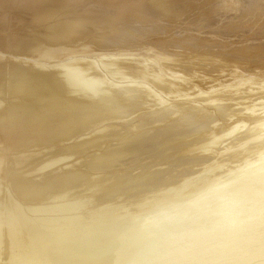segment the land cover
Instances as JSON below:
<instances>
[{
    "label": "bare ground",
    "instance_id": "bare-ground-1",
    "mask_svg": "<svg viewBox=\"0 0 264 264\" xmlns=\"http://www.w3.org/2000/svg\"><path fill=\"white\" fill-rule=\"evenodd\" d=\"M151 6H154L157 10H153ZM0 13H3V18L2 16L0 18L4 20V22H1L3 28L0 29V120L2 123H0V129H2L3 125L13 135L17 131L18 133L30 132L31 136L34 135L32 136L34 138H29L31 137L29 136L28 140L25 139L26 141L17 144L16 147L30 144L31 147L37 146L38 148L44 143L42 140L49 136V134L48 136L46 135L49 132L51 135L60 133L61 137L65 136L67 138L66 134H72L75 131L72 127L67 130L63 124L64 121L61 123V119L64 120V116H69V118L75 116L76 123H85L87 126L86 120L77 117V114L81 113L80 110L84 106L90 107L98 101L109 103V107L113 105V102H120L117 108L115 105L112 106H115L116 113L113 114V112V115L110 113L113 117H111V121L132 119L133 117L129 113H131V110L132 112L134 111V105H131L133 102L138 103V99L153 103L160 99V95L173 97L178 95L177 92L180 87L177 89L176 84L180 81L169 78L163 79L161 77L163 71L179 69L186 72L187 68H195L208 70V74L212 76L215 71L209 72V70H250L251 73L253 72L252 70H261L258 74L264 77V69H261L262 64L259 63L261 58L264 59V0H0ZM8 14L10 16L12 14V16L10 17ZM181 21L185 25L187 24L184 27L185 29L181 26V29L183 28L182 34L187 33V35H182L179 31L180 33H173V36L168 38L171 36L169 33L173 32L179 26L178 23L181 24ZM141 26L145 27V29H141ZM5 35L9 40H6ZM232 37H238L240 40L254 39L256 45L251 47L252 45H246L243 41L237 44L225 43L226 40ZM142 44L144 51L141 49ZM137 46H140L141 51H138L143 52V54L140 53V55L136 51L138 54L135 55V52L132 51L134 56L127 55V51L133 50V47L138 48ZM111 47L113 49H109ZM145 49H147V54H145ZM93 50H98L99 52H94ZM123 51L127 52L126 56L123 58L119 57L120 54L118 53ZM11 56H16L17 58L21 56L23 57L21 60H29L27 62L22 61V66L20 60L18 61L16 57V59H11ZM99 56H103L102 70H98L97 66H94L95 63L93 62L94 64H92L87 59V57L96 58ZM116 56L118 57L115 58ZM30 58L35 63L41 60V63L42 61H47L48 64L59 60V66L50 64L49 67H45L44 65L46 64H42L41 67V63L38 62L41 68L38 67L40 70L37 71L35 70L37 65H34ZM248 59L253 61H247ZM25 63H28V65L24 66L26 65ZM147 64H154V66L158 67V70L150 69L151 66ZM4 66L9 67L5 68ZM202 74L206 75L205 72H202ZM215 74L221 75L218 72H215ZM39 75L41 76L38 78L37 76ZM197 75L199 76V73ZM185 77L190 79V82L198 85H205L209 82L206 79L198 82L193 77ZM25 79L26 81L24 82ZM120 82L122 83L121 87L119 86ZM123 84L124 87H122ZM241 84L238 85L240 89L243 86ZM206 86L209 88V85ZM129 89L131 90L130 92H128ZM246 89L248 88L246 87ZM191 91L194 90L192 89ZM221 94L218 93L215 96L217 101L221 99ZM17 95L21 97L16 100L15 97ZM35 100L39 104L35 103ZM124 100H126L125 103L121 105ZM144 101L139 102L145 105L147 102L144 104ZM58 102H63L65 106L60 105V103L57 106ZM69 102L71 104L77 102L79 105L77 107L74 105V107H67L66 105ZM102 104H100V107H104ZM37 105H46V108L39 110ZM154 105L150 104L155 109ZM213 105L223 115L237 112L230 111V107L226 105H216V103ZM146 106L149 107L148 105ZM181 106L179 107L181 108ZM147 107H144L146 111L149 108L152 109V107ZM144 108H142V111ZM6 111L7 115L4 118H6L5 120L8 118L5 123L7 126L2 121L4 118H1L4 112L6 114ZM106 111L108 112L107 109ZM8 113L9 117H7ZM145 113H141V115ZM150 115H152V112ZM36 116L40 118H36ZM103 116L105 117V115ZM135 117L137 116H134L133 119H136ZM155 117L153 119L158 121ZM168 117L170 119V115ZM163 118L161 116V120L159 119L162 123L165 122ZM104 120L103 124L109 119ZM154 120H151L150 123L148 120V125H157ZM90 121L92 120L90 119ZM123 121L125 122V120ZM50 122H53V126ZM95 122L98 123L97 120ZM128 122H126V125H128ZM160 122L158 121L159 124H161ZM262 122L264 123V121ZM140 123L142 122L140 121ZM70 125L68 124V126ZM146 125L147 123L138 124L137 128L141 131ZM203 125L193 129L194 131L185 138L183 135L184 139L180 138L181 140H177L176 137L169 135L167 139L164 138L162 140L161 144L157 143L158 145H154V147L153 144H156V139L153 137V139L147 140L148 136H150L147 130L146 133L137 131L140 134L136 136H131V134H134L135 129L133 133L129 130V134L125 132V139V136H122L124 134L123 126L124 129L126 128L125 125H121L122 129L121 127L110 126L109 128L113 127L115 129L109 130L108 133L105 127H100L95 133L93 132L90 136L84 137L80 141L87 142L89 139H96L100 135L104 137L105 134H109L112 137L116 135L114 138L118 140L123 139V141L120 140L122 142L121 145H115L117 142L114 141L118 140L110 142L112 145H109L106 139L101 136L105 140L100 139V141L93 142L91 143L92 145L88 146L92 150L93 148H99V152L97 150V153H93L91 150L93 154L88 152L90 153L89 157L87 156L88 159L81 158L82 160H77L75 164L73 159L72 164L67 167L66 171H57L49 174L48 171L50 169L52 170L63 162H68L67 160L76 156L77 152L69 150L71 152L67 155L62 152L63 150L60 149L59 145L61 144L63 147L66 144L65 138L58 140L64 141L63 145L62 142L58 145L60 148L51 149L59 150L60 152L57 151V155L53 154V152L47 153L53 154L50 158L49 155L47 158L42 156H45L46 150L37 151V155L32 151L36 157H32V154L30 157L35 158V161L33 159V162H29V159H23V161L26 160L27 163L28 160V163H34L35 167L30 170L29 167L32 164L29 167L27 166L28 169L23 170L24 173L26 170H30L29 172L27 171L29 175L33 171L38 174L41 172V178L39 180H33V178L29 182H22L24 180L21 181L18 178L21 183H17L16 181H20L15 179L14 175L16 173L12 174L15 180L10 178L12 180L11 184L17 183L15 190L19 194V196L15 197H20L18 199L15 198V200L20 199L24 202H11L13 205H10L8 201V203L4 204L5 200L2 201L0 199L2 206L7 205V207L4 206L5 208L0 206V209L5 210H0V214L4 213L8 216V218L5 217L7 223L4 222L2 224L0 215V264H122L128 258L129 253L139 247V241L132 231V222L137 217L159 208L170 200L175 195L174 190L178 186L186 185V182L192 180L203 183L210 179L209 174L204 175L202 171L204 169L203 165L208 161L209 157L201 156L195 151L198 145L207 142L212 135L208 126ZM82 127H80V130L84 129L86 132L85 129L87 128H84V125ZM53 128L56 130H52ZM160 130L164 129L160 128ZM124 131H128V129ZM177 133L180 134V132ZM258 133L260 131L234 140V142L238 143L236 146H239L234 159H239L243 152L258 151L260 153L264 151V141L261 142L263 139L260 141V139L253 137ZM161 134L162 132H160ZM163 134L165 136L166 133ZM154 135L157 134L155 133ZM73 137L75 138L76 136ZM177 137L179 138V136ZM3 138L0 135V148L1 145L4 147L3 141H5V138ZM50 140L49 143L51 142ZM41 141L42 143H40ZM73 144H76V142ZM105 146H107L106 149L100 153V147L103 148ZM16 147L13 146V148ZM13 148H10V151ZM24 148L23 150L21 148L22 152L25 151L26 148ZM17 149L21 151L19 148ZM80 149L83 150V148ZM237 149L235 147V151ZM16 152L18 151L16 150ZM16 152H12L13 155ZM47 152L51 151L48 150ZM231 152L234 153V150ZM88 153L86 152V154ZM23 155L20 156L22 157ZM11 158L13 161L18 159ZM11 158L7 160L5 158L4 160L3 155L2 157L0 156V172L3 173L5 171V168L2 171L4 162L6 164ZM20 161L21 165L24 164L23 167L26 168V163H23L22 160ZM86 162H88L87 164L90 163V165H87ZM10 163L8 162V164ZM12 164L14 163L12 162ZM15 164L13 166H16ZM63 164L65 165V163ZM17 167L21 168L20 166ZM165 167H167L168 171L172 169V173L163 171L164 169L162 168ZM17 170L19 169L17 168ZM44 171L46 175H42ZM173 172H176L175 176L172 175L174 174ZM24 173L22 172V174ZM24 175L27 174L25 173ZM36 176L38 177V175ZM179 178L180 181L176 184ZM8 183L10 184V181ZM187 186L189 190H192L190 185ZM70 194H73L71 195L73 198L71 201ZM67 196H69L68 201ZM213 211V214H210L204 210L202 218L199 220L201 222L199 225L189 222L177 225L167 233V235L169 234L167 238L159 242H166L176 248H184L195 245L193 240H195L196 244L199 243L198 237H200L201 241L205 240L203 245L201 244L204 247L224 248L231 246L219 240L218 234L221 233V228L215 226L219 224L220 220L225 219L226 214H221L217 210ZM26 213L40 214V216L49 213L57 216L55 215L56 218L47 216L49 219H42L44 220L43 224L37 227L26 220L24 217H27ZM207 219L212 224V227L214 226V229L209 231L206 237V234L203 235V233L208 232L210 228H204L205 224L208 226L209 223L203 222ZM190 225L197 226L194 228ZM231 229L237 230L236 227ZM234 233L230 236L232 241ZM197 234L199 236H196ZM50 235H52V239L51 237L49 239ZM71 259L74 262L71 263Z\"/></svg>",
    "mask_w": 264,
    "mask_h": 264
},
{
    "label": "rangeland",
    "instance_id": "rangeland-1",
    "mask_svg": "<svg viewBox=\"0 0 264 264\" xmlns=\"http://www.w3.org/2000/svg\"><path fill=\"white\" fill-rule=\"evenodd\" d=\"M182 1H186V0H182ZM151 8L153 9V10H157L154 6H151ZM1 15H0V17L2 16V14L3 13H0ZM8 16H10L9 14H8ZM11 16H12V14H11ZM10 16V17H11ZM2 18H3V16H2ZM8 18V17H7ZM6 18V19H7ZM3 19H1L0 18V29H2L3 28V26L1 25L2 23L1 22H4V20L2 21ZM180 27H179V26ZM178 25H176V26H178L175 30H173V32H171V33H169V34H171V36L170 37H168V38H171L172 36H173V33H176V32H178V33H180V34H182V31H183V28L184 27H186V25H185V23H183L182 21H181V24L180 23H178ZM2 26V27H1ZM181 26L183 27L182 29H181ZM141 29H145V27H142L141 26ZM185 29V28H184ZM177 30V31H176ZM180 31V32H179ZM1 32V31H0ZM197 33H198V31H197ZM196 33V35H198ZM168 34V35H169ZM185 36L187 35V33H183ZM182 34V35H183ZM0 36H1V33H0ZM7 36H10V35H7ZM5 37H6V35H5ZM235 37H232V38H230V39H228V40H226L225 41V43H227V44H234V43H239L240 41H243L246 45H252L251 47H253V46H255L256 45V42H254V39H251V40H247V39H239L238 37H236L235 39H234ZM4 40V39H3ZM6 40H9L8 39V37H6ZM247 41V42H246ZM252 41V42H251ZM138 48H135V47H133V50H129V49H126V50H129V51H123V52H120V53H118V54H120V56L119 57H124V56H126V53H127V55H133L134 53H132V51L133 52H135V55L136 54H143V52H140L141 51V49H142V47H144L143 46V44H142V46H141V49H140V46H137ZM93 49V48H92ZM99 49V48H98ZM109 49H113V47H111V48H109ZM131 49V48H130ZM163 49V48H162ZM208 49V48H207ZM138 50H140V51H138ZM147 49H145V54H147L146 51ZM94 52H99L98 50L96 51V50H93ZM138 53H137V52ZM142 51H144L143 49H142ZM164 51V50H163ZM131 52V53H130ZM140 54V55H141ZM90 56H91V53H90ZM134 56V55H133ZM13 56H11V59H14L16 56H14L13 58H12ZM105 57V56H104ZM109 57V56H108ZM118 56H116L115 58H117ZM17 58V57H16ZM15 58V59H16ZM23 57H21V56H19L18 58H17V60L19 61H21V65L23 66V62H27L29 59H27L26 60V58H25V60L26 61H24V60H21ZM103 56H99V57H96V58H91V57H87V59H89L88 61L90 62L91 61V63L92 64H94V66L96 67L97 66V69L98 70H102V68H103V65H102V61H103ZM105 58H107V57H105ZM142 59V58H141ZM30 60H31V58H30ZM96 60V61H95ZM261 61H259V63L260 64H262V68L261 69H264V59L263 58H261L260 59ZM7 61H9L8 59H7ZM23 61V62H22ZM31 61H33L32 63H34V65H37L36 67L37 68H35V70H37V71H39L40 69H38V67L39 68H41L42 67V64L44 65V64H46V65H44L45 67H49L50 66V64H52V66H59V60H57V61H51L52 63H50V64H48L47 63V61H42V63H41V60L39 61H36V63H35V61L34 60H31ZM247 61H250V62H252L253 60L252 59H248ZM38 62H40L41 63V67L39 66L40 65V63H38ZM94 62V63H93ZM249 62V63H250ZM98 63V64H97ZM26 65H24V66H27L28 65V63H25ZM39 64V65H38ZM100 64V65H99ZM8 65H9V63H8ZM101 65H102V67H101ZM148 66H151L150 67V69H152V70H158L157 68L158 67H156V66H154V64H147ZM5 68L7 67H9V66H4ZM16 67H18V66H16ZM57 68H60V67H57ZM156 68V69H155ZM18 69V68H17ZM19 70V69H18ZM106 70V69H105ZM195 71V72H193V71ZM17 71V70H16ZM103 71H104V69H103ZM184 71V72H183ZM191 71V72H190ZM218 72V73H220L221 75H219V74H215V72ZM245 71V72H244ZM250 70H233V71H224V70H209V72H214V74L212 73V76L211 75H209L208 74V70H199V69H195V68H187V70H186V72H185V70H179V69H177V70H171V71H169V70H167V71H163V74H162V78L163 79H174V80H176V81H180V82H177V84H176V86H177V89H178V95H176V96H165V95H160V99H158V101L157 102H147V101H144V100H139L138 99V103H135V102H133V104L131 105V106H133V112H132V110H131V113H129V115L131 116V117H133L134 118V116H137V117H140V118H137V117H135L136 119H133V121H132V119L130 118H127V119H123V120H125V122L123 121V120H121V121H119V120H117L116 122H114L113 120L111 121L110 119H111V117H112V115L113 114H115L116 113V109L114 108L115 106H116V108H117V105H119L120 104V102L119 101H117V102H113L112 104L113 105H115L114 107H112L113 105H111L110 107L108 106V104L109 103H104V102H100V101H98V102H96L95 104H92L89 108L87 107V106H82L83 108V110L81 109L80 110V114H77L78 116L77 117H79V118H82V119H85L86 120V124H87V126H89V127H87L86 125H85V123H76L75 121V116L73 117H71V118H69V116H64L63 117V119L64 120H62L61 119V123H63L62 121H64V125H65V128L67 129V130H70V127H72V129L75 131V133H69V134H66V137L67 138H65V136H60L59 134L60 133H53V134H56V135H51V133L49 132V133H46V135L48 136V134H49V136L48 137H46V139H48V140H46V139H44V140H42V141H44V143H42V141L40 142V143H42V146L40 145V147H38L37 148V146H33V147H31L30 146V144L29 145H26V144H23L22 146H20V147H16L17 146V144H19V143H21V142H24V141H26L25 139H27L29 136H31L30 134V132H19L18 133V131L16 132V134L18 135V137H16L17 135L14 133V135L12 134V132L11 131H9L8 129H6V127L5 126H3L2 125V129H0V135H1V137L3 138H5V141H3V145H4V147L1 145V148H0V156L2 157V155H3V158H4V160H5V158H6V160L9 158H11V157H13V158H18L17 160L16 159H14L15 161H16V164H15V161H13V159L11 158V160H9V161H7V163L5 164V162H4V166H3V168H2V171H3V169L5 168V171H3V173L2 172H0V188H1V190H0V199L2 200V201H4V204H6V203H8L9 202V204L10 205H13V203H11V202H22L23 200H15V198H20V197H15V196H19V194L16 192V187H15V185L17 184V183H21V181L22 180H24V181H22V182H29V181H31V179H33V180H39L40 178H41V172L38 174V173H35L34 171L32 172V174L30 173V175H29V173H27V171L29 172L30 170H31V168H34L35 167V165H34V163H28V160H27V163H26V160H24L23 161V159H29V162L31 161V162H33V161H35V158H31L30 156H32V157H36V153H37V151H39V152H42V151H40V150H43V151H45L46 150V154H45V156L44 155H42L44 158H47L48 157V155H49V158L53 155V154H55V155H57L58 154V152L57 151H59V150H51V149H53V148H60V149H62L63 151V153H65V155H67V154H70V152L71 151H69V150H72V152L73 151H76L77 152V154H76V156H74V157H72V159H69V160H67L68 162H63V163H65V165L63 164V163H61V164H59V165H57V166H55V168H53L52 170L50 169L49 171H48V174L49 173H54V172H57V171H66L67 170V167H69V165H71L72 164V161H73V159H74V164L76 163V161L78 160H80L81 158H87V156L89 157V154L93 151V153H97L96 151L99 149H94L93 148V150H92V148H88V146H90V145H92L91 143H96V142H98V141H100V139H103V138H105L106 139V142H108L109 143V145H112L110 142H112V141H114V140H118L117 138H114L116 135H114V137H112V136H110L109 134H105L104 135V137L102 136V135H100V136H98V137H101V138H98V137H96V139L95 138H92V139H89V140H87V142H85V141H80V140H82V138H84V137H87V136H90L93 132L95 133L96 132V130H98L100 127H105V129L107 130L106 132L108 133L109 132V130H113V129H115V128H120L121 127V129H122V126L121 125H125V127L128 129V131H124V130H127L126 128L124 129V126H123V133L124 134H122V136H125V139H126V134H125V132L126 133H128L129 134V130H130V132L131 133H133V131H134V129H135V131H134V134H131V136H136V135H139L140 133H146L147 131H148V133H150V136H148V138H147V140L148 139H153V137L156 139V144H153V147H154V145H158V144H161V142H162V140L165 138V139H167V137H169V135H171V136H174V137H176L177 138V140L178 139H182L183 138V135H184V138L186 137V136H188V135H190V133H192L194 130L193 129H195V128H197V127H199V126H202L203 124V126H208V128H209V132L212 134L211 135V137H213V136H216V137H219V136H224L230 129H231V127L233 126V125H236V124H243V125H247V128L244 130V132H242V133H240L238 136H236V137H228L227 139H226V141H225V143H227L228 145H229V147L230 148H232L233 150H234V153L233 152H230L228 155H227V157L225 158V160H224V163H225V165H226V167H225V169H224V171L223 172H221V171H212V172H210V173H208L209 174V178L211 179V178H213L214 177V175L215 176H222V175H224V172H226V171H228V170H230V169H234V168H236V167H239V166H241L242 164H243V162H245L246 160H250V159H256V158H258V151H249V152H243L242 153V155H240V157H239V159H234V155L238 152V149L237 148H239V146H236V145H238V143H236V142H234V140H238L241 136H244V135H246V136H250L249 134H254V132H257V131H260L259 130V128L257 127V125H260L261 123H263L262 121H264L263 119H264V77H261V76H259V74H258V72L259 71H261V70H259V71H255V70H252L253 72L251 73V71L249 72ZM264 71V70H263ZM199 73V76L197 75L198 73ZM202 72L204 73H206V75L205 74H202ZM172 75V76H171ZM193 75V76H192ZM41 75H39V76H37L38 78L40 77ZM164 76V77H163ZM167 76V77H166ZM185 76H188V77H193V78H195L196 79V81H200V80H203V79H206L207 81H209L208 83H206L205 85H198V84H196V83H193V82H190V79H188L187 77H185ZM206 76V77H205ZM184 77V78H183ZM209 77V78H208ZM230 77V78H229ZM239 77V78H238ZM182 78V79H181ZM202 78V79H201ZM233 78V79H232ZM26 79H28V78H26ZM26 79L24 80V82L26 81ZM180 79V80H179ZM211 79H213V80H211ZM226 79V80H225ZM231 79V80H230ZM63 80L65 81V79L63 78ZM185 80V81H184ZM29 81H30V79H29ZM28 80H27V82H29ZM217 81H218V83H217ZM263 81V82H262ZM26 82V83H27ZM184 82V83H183ZM224 82V83H223ZM225 82H226V84H225ZM238 82H240V83H238ZM220 83V84H219ZM242 83V84H241ZM251 83V84H250ZM117 84V83H116ZM120 85V87H121V82L119 83ZM137 84V83H136ZM219 84V85H218ZM231 84V85H230ZM239 84H241V85H243L242 86V89H240V87L238 86ZM184 85H185V87H184ZM206 85H209V88H208V86H206ZM261 85V86H260ZM136 86H138V85H136ZM188 86H189V88H188ZM193 86V87H192ZM203 86H204V88H203ZM263 86V87H262ZM122 87H124V84L122 85ZM140 87V86H139ZM206 87V88H205ZM221 87V88H220ZM229 87V88H228ZM244 87V88H243ZM248 88V89H246L245 90V88ZM184 88V89H183ZM186 88H188V89H186ZM208 88V89H207ZM216 88V89H215ZM234 88V89H233ZM239 88V89H238ZM194 90V91H191V90ZM196 89V90H195ZM203 89V90H202ZM209 89H212V90H209ZM208 90V91H207ZM131 90L129 89L128 90V92H130ZM185 91V92H184ZM139 92V91H138ZM198 92V93H197ZM211 92V93H210ZM140 93V92H139ZM185 93V94H184ZM221 94L222 96H221V99L219 100V101H217L216 99H215V96L217 95V94ZM140 94H142V93H140ZM187 95V96H186ZM191 95V96H190ZM210 95V96H209ZM19 96V97H18ZM21 96L20 95H17L16 97H15V99L17 100V98L19 99ZM198 97V98H197ZM212 97H213V100H212ZM178 98V99H177ZM260 100H259V99ZM25 99H28V98H25ZM192 99V100H191ZM202 101H201V100ZM204 99V100H203ZM125 101L126 100H124V101H122L121 102V105L123 104V103H125ZM142 102V101H144L143 103L145 104L146 102V104L145 105H143V104H140V102ZM214 101V102H213ZM242 101V102H241ZM259 101V102H258ZM25 102H27V101H25ZM99 102H100V104H102V106H106V108H104V107H100L101 105L99 104ZM218 102V103H217ZM238 102V103H237ZM260 102H262V103H260ZM35 103H37L36 102V100H35ZM59 103L60 102H58L56 105L58 106L59 105ZM94 103V102H93ZM117 103V104H116ZM153 106L154 105V103H155V109H154V107H152V106H150V104ZM214 103H216V105L217 104H222V105H226L227 107H230L229 108V110L230 111H232V112H236V113H227V114H222V113H220L219 111H217L216 110V107L213 105L212 106V104H214ZM259 103V104H258ZM37 104H39V103H37ZM136 104H138L137 106H136ZM159 104V105H158ZM181 104H182V106H181ZM242 104V105H241ZM60 105H62V106H65V104H63V102L62 103H60ZM78 106L79 105V103H77V102H74L73 104H71L70 102L68 103V105H66L67 107H74V106ZM143 105V106H142ZM146 105H148L149 107H152V109L151 108H149V107H147ZM156 105H157V107H156ZM183 105H184V107H183ZM35 106V105H34ZM38 106V108H39V110H42V109H44V108H46V105H37ZM97 106V107H96ZM102 108L101 110H100V108ZM135 106H136V108H135ZM142 106V107H141ZM179 106H181V108L179 107ZM239 106V107H238ZM108 107V108H107ZM138 107H139V109H138ZM147 107V108H149V109H147V111H146V109L145 108ZM186 107V108H185ZM215 107V108H214ZM235 107V108H234ZM256 107V108H255ZM92 108V109H91ZM135 108V109H134ZM142 108H144L143 109V111H142ZM158 108V109H157ZM237 108V109H236ZM90 109V110H89ZM94 109V110H93ZM97 109V110H96ZM104 109H105V111H104ZM106 109L108 110V112L106 111ZM110 109H111V112H110ZM137 109V110H136ZM234 109V110H233ZM87 110V111H86ZM89 110V111H88ZM97 112H96V111ZM114 110V111H113ZM130 110V109H129ZM128 110V111H129ZM139 110V111H138ZM151 110V111H150ZM154 111V113H153V111ZM159 110V111H158ZM8 111V110H7ZM7 111H6V114H5V112H4V114H3V116L1 117V118H4V117H6V115H7ZM100 111V113H98ZM102 111L104 112L103 114H102ZM138 113H137V112ZM142 111V112H141ZM150 111V112H149ZM156 111H158V112H156ZM79 112V111H78ZM107 112V113H106ZM114 112V113H113ZM130 112V111H129ZM136 112V113H135ZM146 112V113H145ZM152 112V115H150L151 116V118H150V116H149V114ZM242 112V113H241ZM89 113V114H88ZM110 113L112 114V115H110ZM126 113V112H125ZM141 113H145V114H142L141 115ZM149 113V114H148ZM240 113V114H239ZM252 113V114H251ZM93 114V115H92ZM96 114H98L97 116H96ZM106 114H108L107 116H106ZM132 114V115H131ZM222 114V115H221ZM5 115V116H4ZM95 115V116H94ZM103 115H105V117L103 116ZM134 115V116H133ZM147 115V117H149V118H147V117H145ZM164 115H166V116H164ZM168 115H170V119H169V117H168ZM171 115H172V117H171ZM199 115V116H198ZM244 115V116H243ZM256 115V116H255ZM10 115H9V113H8V116L7 117H9ZM98 116H99V118H98ZM156 116V117H155ZM161 116H162V118H163V120H165V122H160V120H161ZM250 116V117H249ZM87 119H86V118ZM93 117V118H92ZM95 117L97 118L96 120L98 121V123L97 122H95L96 120H95ZM102 117H103V119H102ZM155 117V119H157L161 124H159L158 123V121H156V120H154L153 118ZM168 119H167V118ZM214 117V118H213ZM244 117V118H243ZM36 118H40V117H37L36 116ZM66 118V119H65ZM74 118V119H73ZM113 118V117H112ZM145 118V119H144ZM200 118V119H199ZM201 118H202V120H201ZM6 118H4V120H2V121H4L3 123L5 124L6 123V121L8 120V118H7V120H5ZM68 119V121H66ZM90 119L93 121H90ZM100 119H102V120H100ZM104 119H109V120H107L108 122H110V123H108L107 121H106V123H104L103 124V122H105V120ZM129 119V120H128ZM146 119H148L147 121L150 123V121L151 120H154V122H156L157 123V125L156 124H151V125H148L149 123L146 121ZM160 119V120H159ZM167 119V120H166ZM241 119V120H240ZM210 120V121H209ZM66 121V122H65ZM71 123H70V122ZM89 121V122H88ZM119 121V122H118ZM124 123H123V122ZM128 121H132V122H128ZM140 121L142 122V123H140ZM146 121V122H145ZM256 121V122H255ZM88 122V123H87ZM91 122V123H90ZM95 122V123H94ZM126 122H128L127 124L128 125H126ZM153 122V123H154ZM170 122V123H169ZM207 122V123H206ZM238 122V123H237ZM251 122V123H250ZM0 123H1V120H0ZM31 123V122H30ZM51 123V122H50ZM108 123V124H107ZM116 123V124H115ZM121 123H123V124H121ZM140 125V124H143V123H147V125H146V127H144V128H142L141 129V131H140V129L138 130V128H137V126H138V124ZM169 123V124H168ZM171 123H173V124H171ZM231 123V124H230ZM2 124V123H1ZM52 124V126H53V122L51 123ZM68 124H71L70 126H68ZM73 124H74V126H73ZM95 124V125H94ZM101 124V125H100ZM194 124V125H193ZM221 124V125H220ZM228 124V125H227ZM6 126H7V124H5ZM79 125V126H78ZM84 125V128L86 127L87 129H85L86 130V132L84 131V129H82V130H80L81 128L80 127H82ZM90 125H92V126H90ZM97 125V126H96ZM135 125V126H134ZM155 125V126H154ZM188 125V126H187ZM77 128H76V127ZM96 126V127H95ZM110 126H115V128H113V127H111V128H109ZM118 126V127H117ZM151 126V127H150ZM152 126H153V128H152ZM177 126V127H176ZM210 126V127H209ZM218 126V127H217ZM4 127V128H3ZM93 127H95V128H93ZM107 127V128H106ZM132 129H131V128ZM134 127V128H133ZM136 127V128H135ZM250 127H251V129H250ZM75 128V129H74ZM79 128V129H78ZM83 128V127H82ZM90 128V130H88ZM157 128H159V129H157ZM160 128L161 129H164V130H160ZM170 128V129H169ZM172 128V129H171ZM174 128V129H173ZM177 128V129H176ZM184 128V129H183ZM215 128H217V129H215ZM220 128V129H219ZM225 128V129H224ZM151 129V130H150ZM152 129H153V131H152ZM212 129V130H211ZM221 129H223V130H221ZM52 130H56V129H52ZM78 130V131H77ZM132 130V131H131ZM147 130V131H146ZM167 130V131H166ZM179 130V131H178ZM183 130V131H182ZM2 131H4L3 133H2ZM28 131H29V129H28ZM80 131V133H78ZM91 131V132H90ZM140 132V133H138V132ZM156 131V132H155ZM162 132V137H161V135H160V132ZM171 131V132H170ZM188 131H190V132H188ZM157 134V135H154L155 133ZM167 132H168V134H167ZM171 134H170V133ZM175 132V133H174ZM177 132H180V134L179 133H177ZM183 132V133H182ZM216 132V133H215ZM218 132V133H217ZM21 133V134H20ZM65 133H67V132H65ZM78 135H77V134ZM163 133H166L165 134V136H164V134ZM174 133V134H173ZM185 133H189V134H185ZM8 134V135H7ZM10 134V135H9ZM21 136H20V135ZM74 134H76V135H74ZM152 134V135H151ZM173 134V135H172ZM215 134V135H214ZM3 135V136H2ZM12 135V136H11ZM40 135V134H39ZM58 135H59V137H60V139H58L59 137H58ZM69 135H71V136H69ZM84 135H86V136H84ZM106 135H108V136H110V137H108V136H106ZM27 136V137H26ZM32 136H34V135H32ZM29 137V138H34V137ZM51 136V137H50ZM54 136V137H53ZM57 136V137H56ZM73 136H76L75 138L73 137ZM177 136H179V138L177 137ZM181 136V137H180ZM10 137V138H9ZM44 137V138H45ZM50 137V138H49ZM69 137V138H68ZM108 137V138H107ZM162 139H161V138ZM239 137V138H238ZM254 138L256 137L257 139H260V141H261V139H263L261 142H263L264 141V138H261V135H260V133H258V134H256L255 136H253ZM3 138V139H4ZM8 138V139H7ZM19 138V139H18ZM53 138V139H52ZM64 139V141H65V145L63 146V147H65V148H63L62 146H61V142H62V145L64 144V141H58V140H63ZM72 139V141H71V139ZM113 140H112V139ZM183 138V139H184ZM12 139H14L15 140V142H14V140H12ZM22 139V140H21ZM51 139V140H50ZM70 140L69 142H66V141H68V140ZM105 139H103V140H105ZM146 139V138H145ZM157 139H161V140H157ZM180 139V140H181ZM28 140V139H27ZM49 140L51 141L50 143H49ZM52 140H53V142H52ZM56 140V141H55ZM78 140V141H77ZM97 140V141H96ZM111 140V141H110ZM120 140H122L123 141V139H119L118 141H114V142H117L115 145H121V143L122 142H120ZM10 141H11V143H10ZM48 141V142H47ZM89 141H90V144H89ZM145 141V140H144ZM158 141H160V142H158ZM230 141V142H229ZM58 142V143H57ZM76 142V144H77V142H78V144H77V146H76V144H73V143H75ZM79 142H81L80 144H79ZM119 142H120V144H119ZM6 143H7V145H6ZM9 143V144H8ZM47 143H48V145H47ZM52 143V144H51ZM158 143V144H157ZM12 144V145H11ZM46 144V145H45ZM56 144H57V146H56ZM71 144H73V145H71ZM88 144V145H87ZM11 145V146H10ZM82 145H83V147H82ZM85 145H87V146H85ZM149 145V144H148ZM151 145V144H150ZM7 146V147H6ZM10 146V147H9ZM13 146H15L16 148H13ZM27 146V147H26ZM71 146V147H70ZM75 146H76V148H75ZM79 146V147H78ZM114 146V145H113ZM3 147V148H2ZM23 147H25L24 149H25V151L24 152H22V150H23ZM30 147V148H29ZM36 147V148H35ZM52 147V148H51ZM85 147H87L86 149H84ZM106 147L107 146H105V147H103V148H101L100 147V153L101 152H103L105 149H106ZM151 147V146H150ZM235 147H236V149H237V151H235ZM6 148V149H5ZM10 148H13V150L12 151H10L11 149ZM17 148H19L20 150H21V148H22V150L21 151H19ZM27 148H29V149H27ZM32 148V149H31ZM44 148V149H43ZM68 148H70V149H68ZM72 148V149H71ZM76 150H75V149ZM80 148H83V150L82 149H80ZM111 148V147H110ZM74 149V150H73ZM78 149V150H77ZM7 150V151H6ZM9 150V151H8ZM15 150V151H14ZM16 150L18 151V152H16ZM51 151V152H47V151ZM64 150H65V152H64ZM79 150H81L80 152H79ZM89 150V151H88ZM92 150V151H91ZM103 150V151H102ZM4 151V152H3ZM5 151H6V153H5ZM32 151H34L35 152V156H34V153L32 152ZM55 151H56V153H55ZM83 151H85L84 153H83ZM12 152H16V154H14L13 155V153ZM22 152V153H21ZM30 152H32V153H30ZM53 152V154L51 155V154H47V153H52ZM60 152V151H59ZM67 152V153H66ZM69 152V153H68ZM86 152L88 153V152H90V153H88V154H86ZM98 152H99V150H98ZM5 153V154H4ZM7 153H8V155H7ZM11 153V154H10ZM18 153V154H17ZM20 153V154H19ZM26 153H27V155H26ZM81 153V154H80ZM83 153V154H82ZM93 153H91V154H93ZM10 154V155H9ZM23 154H25V155H23ZM32 154V155H31ZM80 154V155H79ZM4 155H5V157H4ZM7 155V156H6ZM12 155V156H11ZM20 155H23L22 157L20 156ZM29 155V156H28ZM63 155V154H62ZM81 155H83V156H81ZM10 156V157H9ZM26 156V157H25ZM39 156V155H38ZM64 156V155H63ZM85 156V157H84ZM8 157V158H7ZM78 157V158H77ZM22 158V159H21ZM32 159H33V161H32ZM88 159V158H87ZM209 159L211 160L212 158L211 157H209ZM208 159V161L206 162V163H204V165H203V168L205 169L207 166H208V164H209V162H210V160ZM20 160H22V162L24 163H26L25 164V166H26V168L25 167H23L24 166V164L23 165H21L22 163H21V161ZM71 160V161H70ZM82 160V159H81ZM16 165V166H13L14 164H12L11 165V163L12 162ZM243 161V162H242ZM8 162L10 163V164H8ZM20 162V163H19ZM242 162V163H241ZM18 163V164H17ZM69 163V164H68ZM88 162H86V164H87ZM208 163V164H207ZM30 164V165H29ZM234 164V165H233ZM237 164V165H236ZM241 164V165H240ZM7 165H8V167H7ZM32 165V166H31ZM87 165H90V163L89 164H87ZM239 165V166H238ZM9 166H11L10 168H9ZM17 166H20L21 168H19V167H17ZM29 166H31V167H29V169L30 170H26L25 171V173L27 174V175H24L25 173H24V170L25 169H28V167ZM61 166V167H60ZM204 166H206V167H204ZM14 167H16V168H14ZM23 167V168H22ZM87 167V166H86ZM17 168L19 169V170H17ZM57 168V169H56ZM7 169V170H6ZM9 169V170H8ZM24 169V170H23ZM162 169H164L163 171H165V172H171L172 173V169H169V171H168V169H167V167H165V168H162ZM19 171H21V172H19V175H18V172ZM9 171V172H8ZM6 174H5V173ZM8 172V173H7ZM14 172V173H13ZM22 172L24 173V174H22ZM17 175H16V174ZM22 175H21V174ZM174 173V172H173ZM5 174V175H4ZM7 174H9V176H7ZM16 177H14L13 175ZM35 174V175H34ZM149 174V173H148ZM175 174H176V172L174 173V174H172L173 176H175ZM180 174V173H179ZM36 175H38V177L36 176ZM42 175H46L45 174V171L44 172H42ZM165 175H166V173H165ZM4 176H6V177H4ZM23 176V177H22ZM33 176H36V177H33ZM146 176H147V174H146ZM178 176V175H177ZM142 177V176H141ZM148 177V176H147ZM182 177V176H181ZM9 179V181H10V184H11V181L12 180H19L20 182H18V181H16V182H14V184L12 185H10L8 182V179ZM12 180H11V179ZM13 178H15V179H13ZM19 178V179H18ZM25 178V179H24ZM30 178V179H29ZM175 178V177H174ZM27 179V180H26ZM99 181H101V180H99ZM180 181V178H179V180L176 182V184H178V182ZM13 183V182H12ZM4 186V187H3ZM10 186H11V188H10ZM14 186V187H13ZM14 189H13V188ZM12 190H14V191H12ZM16 195H15V194ZM71 195H73V194H70L69 196H70V198H72L71 197ZM69 196H67V201L69 200ZM11 197V198H10ZM14 200V201H13ZM71 200H73V198L72 199H70V201ZM8 201V202H7ZM24 202V201H23ZM72 203V202H71ZM14 204H17V203H14ZM3 204L2 203H0V206L1 207H3V208H5V207H7V205H4V206H2ZM18 205H20V204H18ZM21 208V207H20ZM0 210H2V209H0ZM21 210H23V209H21ZM2 211H5L4 209L2 210ZM205 211H208V213H210V214H213V210H207V209H205ZM23 212V211H22ZM1 215V221H2V224H4V222L5 223H7V221H6V218H8V216L7 215H5L4 213H1L0 214ZM25 215V214H24ZM26 215H27V217H28V219H27V217L26 216H24L25 218H26V220L29 222V223H31L33 226L35 225V226H40V225H42L43 224V222H44V220L45 219H49V218H51V217H53V218H56V214H49V213H47V214H43V215H41L40 216V214L39 215H37V214H27L26 213ZM56 215V216H55ZM44 216V217H43ZM49 218H48V217ZM6 217V218H5ZM46 217V218H45ZM38 218H39V220H38ZM52 218V219H53ZM3 219H4V221H3ZM33 219H34V221H33ZM42 219H44V220H42ZM198 222H200L199 220H197L194 224H201V222L200 223H198ZM38 223V224H37ZM189 223H192V222H189ZM203 223H209V220L207 219L206 221H204ZM219 224L218 225H215V226H218V227H220L221 228V233L220 234H218L219 235V240L222 242V243H228V245H232V243H233V241L231 240V234H233V232H236V230H232L231 228L232 227H236L237 228V223H236V220H235V217H233L232 216V218H231V216L230 215H226L225 216V219H223V220H220V222H218ZM193 224V223H192ZM191 227H194V228H196V226L197 225H190ZM201 226V225H200ZM212 224L211 223H209V225L207 226L206 224H205V226H204V228H210L209 230H208V232H206V233H203V235L204 234H206V237H207V235H208V233H209V231H212L213 229H214V226L212 227ZM46 235V234H45ZM217 235V236H218ZM25 236H27V235H25ZM169 236V234L167 235L166 234V236H164V237H162L161 238V240H163V239H165V238H167ZM196 236H199L198 234L196 235ZM50 237H51V239L53 238L52 237V235H50L49 236V239H50ZM205 237V236H204ZM205 237V238H206ZM27 238H29V237H27ZM30 238H32V237H30ZM196 238V237H195ZM194 238V239H195ZM198 239H199V243H197L196 244V242H195V240H193V243L195 244V245H203V242L205 241V240H203V241H201V239H200V237H198ZM71 261V263L72 262H74V260L73 259H71L70 260Z\"/></svg>",
    "mask_w": 264,
    "mask_h": 264
},
{
    "label": "clouds",
    "instance_id": "clouds-1",
    "mask_svg": "<svg viewBox=\"0 0 264 264\" xmlns=\"http://www.w3.org/2000/svg\"><path fill=\"white\" fill-rule=\"evenodd\" d=\"M257 127L264 138V123ZM246 128L247 125L236 124L224 136H213L196 147L201 156L212 158L202 170L204 175L224 171V160L233 151L226 139L238 136ZM174 192L162 206L132 222L139 247L122 264H264V151L222 176L203 183L188 181ZM205 209L235 217L237 230L231 246L176 248L159 242L177 225L200 220Z\"/></svg>",
    "mask_w": 264,
    "mask_h": 264
}]
</instances>
